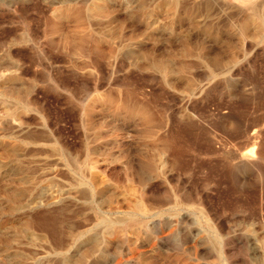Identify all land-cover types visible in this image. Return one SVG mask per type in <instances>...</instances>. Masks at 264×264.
Instances as JSON below:
<instances>
[{
	"label": "rangeland",
	"instance_id": "374dc122",
	"mask_svg": "<svg viewBox=\"0 0 264 264\" xmlns=\"http://www.w3.org/2000/svg\"><path fill=\"white\" fill-rule=\"evenodd\" d=\"M259 252L264 0H0V264Z\"/></svg>",
	"mask_w": 264,
	"mask_h": 264
},
{
	"label": "bare ground",
	"instance_id": "6f19581e",
	"mask_svg": "<svg viewBox=\"0 0 264 264\" xmlns=\"http://www.w3.org/2000/svg\"><path fill=\"white\" fill-rule=\"evenodd\" d=\"M186 2H187V1H186ZM238 9H239V8H238ZM236 11H237V10H236ZM251 13H252V12H251ZM245 42H246V41H245ZM29 106H30V105H29ZM26 111H28V109H27ZM19 117H20V116H19ZM17 120H18V119H17ZM22 120H23V119H22ZM29 120H30V119H29ZM18 123H19V122H18ZM7 125H8V124H7ZM14 125H15V124H14ZM21 125H22V123H21ZM23 126H24V125H23ZM19 128H21V126L18 127V129H19ZM22 128L24 129V127H22ZM17 131H18V130H17ZM21 131H22V130H21ZM22 132H23V131H22ZM22 132H21V133H22ZM30 132H31V131H30ZM22 134H23V133H22ZM24 135H25V134H24ZM24 135H23V136H24ZM29 135H30V134H29ZM32 135H33V134H32ZM35 135H36V134H35ZM39 135H40V134H39ZM21 136H22V135H21ZM34 137H35V136H34ZM37 138H38V137H37ZM31 139H32V138H31ZM254 145H255V144H254ZM28 149H29V147H28ZM36 149H37V147H36ZM40 149H41V148H40ZM42 149H43V148H42ZM30 150H31V149H30ZM48 150H49V149H48ZM35 153H38V152L35 151ZM27 154H28V153H27ZM245 154H246V153H245ZM48 156H49V155H48ZM243 158L249 160L250 162H252L254 159H255V161H256V157L253 158L251 155H244V156L241 157V159H243ZM241 159H240V160H241ZM24 160H25V159H24ZM52 160H53V159H52ZM27 161H28V160H27ZM21 162H22V161H21ZM29 162H30V161H29ZM239 162H240V161H239ZM46 164H47V163H46ZM235 164H236V163H235ZM26 165H27V164H26ZM33 165H34V164H33ZM40 165H41V164H40ZM51 165H52V164H51ZM237 165H238V164H237ZM251 166H253V165H251ZM261 166H262V165H261ZM35 170H36V169H35ZM36 171H37V170H36ZM57 173H58V172H57ZM54 174H55V173H54ZM65 174H66V173H65ZM35 178H36V177H35ZM34 180H35V179H34ZM70 180H71V179H70ZM35 182H36V181H35ZM89 184H90V183H89ZM91 184H92V183H91ZM89 186H90V185H89ZM92 186H93V185H92ZM82 187H84V186H82ZM82 187H81V188H82ZM75 188H76V187H75ZM90 188H91V187H90ZM85 189H87V188H85ZM92 189H93V188H92ZM78 190H79V189H78ZM84 191H85V190H84ZM75 192H76V191H75ZM78 192L81 193L80 190H79ZM92 192H93V191H92ZM72 193H73V192H72ZM80 193H79V194H80ZM86 193H87V192H85V194H86ZM74 194H75V193H74ZM91 194H92V193H91ZM65 195H66V194H65ZM70 195H72V194H70ZM82 195H84V194H82ZM88 195H90V194H88ZM74 196H75V195H74ZM80 196H81V194H80ZM75 197H76V196H75ZM63 198H64V197H63ZM69 198H70V196H69ZM71 198H73V196H72ZM81 198H82V197H81ZM28 199H29V198H28ZM30 199H31V198H30ZM127 199H128V198H127ZM131 199H132V197H131ZM134 199H135V198H134ZM136 199H137V198H136ZM25 200H26V198H25ZM61 200H62V199H61ZM69 200H70V199H69ZM73 200H74V199H73ZM78 200H79V199H78ZM80 200H82V199H80ZM128 200H129V199H128ZM128 200H126V201L128 202ZM142 200L144 201V197H143ZM28 201H30V200H28ZM56 201H57V200H56ZM76 201H77V199H76ZM87 201H88V200H87ZM129 201H130V200H129ZM140 201H141V200H140ZM164 201H165V200H164ZM167 201H168V200H167ZM26 202H27V201H26ZM52 202H53V201H52ZM54 202H55V201H54ZM57 202H58V201H57ZM66 202H67V200H66ZM81 202H82V201H81ZM84 202H85V201H84ZM58 203H59V202H58ZM124 203H125V202H124ZM128 203H129V202H128ZM132 203H134V205H135L136 203H139V202H135V201H134V202H132ZM162 203H163V202H162ZM170 203H171V202H170ZM173 203H174V202H173ZM25 204H26V203H25ZM29 204H30V202H29ZM141 204H142V203H141ZM143 204H144V203H143ZM146 204H148V203H146ZM149 204H150V203H149ZM151 204H152V203H151ZM129 205H132V204L129 203ZM162 205H164V204H162ZM110 206H111V205H110ZM140 206H141V205H140ZM153 206H155V205L153 204ZM172 206H173V205H172ZM175 206H176V205H175ZM175 206H174V207H175ZM191 206H192V205H191ZM21 207H22V206H21ZM57 207H58V206H57ZM82 207H83V206H82ZM112 207H114V206H112ZM118 207H119V206H118ZM118 207H117V208H118ZM131 207H132V209H133V208H135L136 206H135V207H134V206H131ZM138 207H139V205L137 206V209H138ZM143 207H144V206H143ZM147 207H150V206H147ZM147 207H146V208H147ZM165 207H166V206H165ZM177 207H178V206H177ZM177 207H176V208H177ZM63 208H64V207H63ZM76 208H77V207H76ZM107 208H109V207H107ZM119 208H120V207H119ZM126 208L128 209V207H126ZM129 208H130V206H129ZM141 208H142V207H141ZM141 208H140V209H141ZM157 208H159V207H157ZM167 208H168V207H167ZM53 209H54V208H53ZM61 209H62V208H61ZM105 209H106V208H105ZM113 209H114V208H113ZM115 209H116V208H115ZM152 209H154V208H152ZM51 210H52V209H51ZM51 210H50V211H51ZM58 210H59V209H58ZM72 210H73V209H72ZM77 210H78V209H77ZM110 210H111V209H110ZM119 210H120V209H118V211H119ZM128 210H129V209H128ZM134 210H135V209H134ZM134 210H132V211H134ZM158 210H159V209H158ZM162 210H163V209H162ZM105 211H106V210H105ZM111 211H112V210H111ZM113 211H114V210H113ZM124 211H125V210H124ZM129 211H130V210H129ZM129 211H128V212H129ZM177 211H178V210H177ZM180 211H181V209H180ZM43 212H44V211H43ZM60 212H61V211H60ZM157 212H158V211H157ZM56 213H57V212H56ZM70 213H71V212H70ZM116 213H118V212H116ZM116 213H113V214H116ZM121 213H122V212H121ZM124 213H125V212H124ZM124 213H123V215H124ZM126 213H127V210H126ZM126 213H125V214H126ZM58 214H59V213H58ZM61 214H62V213H60V215H61ZM65 214H66V213H65ZM65 214H64V215H65ZM72 214H73V213H72ZM128 214H129V213H128ZM132 214H133V213H132ZM134 214H135V213H134ZM137 214H138V212H137ZM147 214H149V213H147ZM54 215H55V214H54ZM54 215H53V217H54ZM60 215H58V217H59ZM62 215H63V214H62ZM67 215H68V214H67ZM70 215H71V214H70ZM74 215H76V214H74ZM143 215H144V213H143ZM153 215H154V214H153ZM176 215H177V214H176ZM180 215H181V214H180ZM55 216H56V215H55ZM72 216H73V215H72ZM118 216H119V215H118ZM126 216H127V215H126ZM167 216H169V215H167ZM173 216H174V215H173ZM173 216H171V217H173ZM177 216H178V215H177ZM41 217H42V216H41ZM62 217H63V216H62ZM65 217H66V216H65ZM97 217H98V216H97ZM132 217H133V216H132ZM135 217H137V216H135ZM138 217H139V216H138ZM175 217H176V216H175ZM59 218H60V217H59ZM63 218H64V217H63ZM105 218H106V217H105ZM157 218H159V216H158ZM50 219H51V218H50ZM54 219H55V217H54ZM54 219H52V220H54ZM60 219H62V218H60ZM116 219H117V218H116ZM145 219H146V218H145ZM147 219H148V218H147ZM150 219H152V218H150ZM163 219H164V218H163ZM177 219H178V218H177ZM109 220H111V219H109ZM158 220H159V219H158ZM164 220H165V219H164ZM169 220H171V219H169ZM193 220H194V219H193ZM64 221H65V220H64ZM68 221H69V220H68ZM107 221H108V220H107ZM111 221H112V220H111ZM111 221H110V222H111ZM117 221H118V220H117ZM144 221H145V220H144ZM173 221H174V220H173ZM178 221H179V220H178ZM61 222H63V221L61 220ZM73 222H74V221H73ZM105 222H106V219H105ZM138 222H139V221H138ZM138 222H137V223H138ZM160 222H161V221H160ZM179 222H180V221H179ZM197 222H198V221H197ZM59 223H60V222H59ZM95 223H96V222H95ZM134 223H135V222H134ZM134 223H133V224H134ZM145 223H146V222H145ZM145 223H144V224H145ZM41 224H42V223H41ZM52 224H54V223H52ZM56 224H57V222H56ZM62 224H63V223H62ZM66 224H67V223H66ZM66 224H64V227H65ZM78 224H79V223H78ZM98 224H99V223H98ZM103 224L105 225V223H103ZM140 224H141V223H140ZM142 224H143V221H142ZM161 224H162V223H161ZM178 224H179V223H178ZM33 225H34V224H33ZM45 225H46V224H45ZM49 225H50V224H49ZM109 225H110V224H109ZM51 226H52V225H51ZM53 226H54V225H53ZM70 226H71V225H70ZM70 226H69V228H70ZM80 226H81V225H80ZM102 226H103V225H102ZM138 226H139V225H138ZM172 226L174 227V225H172ZM172 226H171V227H172ZM177 226H178V225H177ZM48 227H49V226H48ZM48 227H47V228H48ZM141 227H142V226H141ZM141 227H139V228H141ZM146 227H147V226H146ZM152 227H153V226H152ZM171 227H170V228H171ZM42 228H43V227H42ZM54 228H55V227H54ZM56 228H58L57 225H56ZM62 228H63V225H62ZM43 229H45V228H43ZM49 229H50V231H51V228H49ZM65 229H66V228H65ZM71 229H72V227H71ZM107 229H108V228H107ZM135 229H137V228H135ZM144 229H145V228H144ZM146 229H147V228H146ZM172 229H173V228H172ZM172 229H171V230H172ZM62 230H63V229H62ZM72 230H73V229H72ZM74 230H75V229H74ZM104 230H105V229H104ZM139 230H140V229H139ZM149 230H150V229H149ZM151 230H152V229H151ZM171 230H170V231H171ZM50 231H49L48 233H50ZM56 231H57V230H56ZM56 231H55V229H54V230L52 229V232H53V233H54V232L56 233ZM66 231H68V230L66 229ZM75 231H76V230H75ZM77 231H78V230H77ZM95 231H97V230H95ZM121 231H122V230H121ZM45 232H46V231H45ZM60 232H61V230H60ZM73 232H74V231H73ZM104 232H105V231H104ZM109 232H110V230H109ZM145 232H146V231H144V233H145ZM151 232H152V231H151ZM202 232H203V231H202ZM53 233H51V234H53ZM67 233H68V232H67ZM69 233H70V232H69ZM71 233H72V232H71ZM79 233H80V231H79ZM82 233H83V232H82ZM82 233H81V235H82ZM91 233H92V232H91ZM97 233H98V232H97ZM100 233H101V232H100ZM118 233H119V232H118ZM120 233H121V232H120ZM123 233H125V232H123ZM155 233H156V232H155ZM157 233H158V232H157ZM173 233H174V232H173ZM225 233H226V232H225ZM225 233H224V235H225ZM57 234H58V233H57ZM64 234H65V231H64ZM75 234H77V233H75ZM87 234H88V233H87ZM87 234H86V235H87ZM107 234H108V232H106V235H107ZM121 234H122V233H121ZM152 234H153V233H152ZM152 234H151V235H152ZM213 234H214V233H213ZM230 234H232V233H230ZM43 235H44V233H43ZM46 235H47V234H46ZM84 235H85V234H84ZM84 235H83V237H84ZM91 235H93V234H91ZM100 235H101V234H100ZM141 235H142V234H141ZM157 235H158V234H157ZM202 235H203V234H202ZM205 235H206V234H205ZM211 235H212V234H211ZM211 235H208V236H211ZM215 235H216V234H215ZM217 235H218V234H217ZM222 235H223V234H222ZM224 235H223V236H224ZM48 236L50 237V234H49ZM52 236L54 237V235H52ZM56 236H57V235H56ZM78 236H79V235H78ZM225 236H226V235H225ZM66 237H67V236H66ZM66 237H65V238H66ZM76 237H77V235H76ZM76 237H75V238L73 237V238L76 239ZM79 237H80V236H79ZM97 237H98V236H97ZM41 238H42V237H41ZM46 238H48V237H46ZM50 238H52V237H50ZM55 238H56V237H55ZM55 238L50 240L51 243L54 242V241H52V240H55ZM58 238H59V236H58ZM70 238H71V237H70ZM101 238H104V237L102 236ZM106 238H107V237H106ZM59 239H60V238H59ZM66 239H67V238H66ZM77 239H78V238H77ZM104 239H105V238H104ZM222 239H224V238H222ZM48 240H49V239H48ZM48 240H47V241H48ZM63 240H64V238H63ZM63 240L60 239V242L63 241ZM69 240H70V239H69ZM71 240H72V239H71ZM110 240H111V239H110ZM110 240H109V241H110ZM178 240H179V239H178ZM181 240H182V239H181ZM224 240H225V239H224ZM57 241H58V240H57ZM67 241H68V240H67ZM67 241L65 240L64 242L66 243ZM72 241H73V240H72ZM74 241H75V240H74ZM102 241H103V240H102ZM109 241H108V242H109ZM126 241H127V240H126ZM209 241H211V240H209ZM42 242H43V241H42ZM122 242H123V241H122ZM139 242H140V241H139ZM206 242H207V241H206ZM221 242H222V241H221ZM56 243H58V242H56ZM61 243H63V242H61ZM65 243H63V244H65ZM106 243H107V242H106ZM135 243H136V241H135ZM179 243H180V240H179ZM224 243H225V242H224ZM71 244H73V243H71ZM75 244H76V243H75ZM94 244H95V243H94ZM122 244H123V243H122ZM211 244H212V242H211ZM54 245H55V244H54ZM59 245H60V244H59ZM69 245H70V244H69ZM123 245H124V244H123ZM212 245H214V244H212ZM245 245H246V244H245ZM89 246H90V245H89ZM101 246H102V243H101ZM139 246H140V244H139ZM183 246H184V245H183ZM209 246H210V245H209ZM219 246H220V245H219ZM246 246H247V245H246ZM254 246H255V245H254ZM55 247H56V246H55ZM60 247H61V246H60ZM64 247H65V245H64ZM104 247H105V246H104ZM121 247H122V246H121ZM196 247H199V246H196ZM221 247H223V246L221 245ZM221 247H220V248H221ZM242 247H243V246H242ZM244 247H245V246H244ZM58 248H59V247H58ZM62 248H63V247H62ZM65 248H67V247H65ZM119 248H120V247H119ZM135 248H137V247H135ZM182 248H183V247H182ZM213 248H214V247H213ZM251 248H252V247H251ZM254 248H255V247H254ZM52 249H53V247H52ZM54 249H55V248H54ZM63 249H64V248H63ZM71 249H72V248H71ZM92 249H93V248H92ZM94 249H95V248H94ZM124 249H125V248H124ZM127 249H128V248H127ZM184 249H185V248H184ZM184 249H183V252L185 251ZM196 249H197V248H196ZM214 249H215V248H214ZM242 249H243V248H242ZM245 249H246V247H245ZM245 249H243V250H245ZM256 249H257V248H256ZM58 250H59V249H58ZM68 250H69V249H68ZM102 250H103V249H102ZM191 250H192V248H191ZM201 250L203 251V249H201ZM209 250H211V249H209ZM216 250H218V249L216 248ZM221 250H222V249H221ZM221 250H220V251H221ZM50 251H51V250H50ZM92 251H93V250H92ZM124 251H125V250H124ZM188 251H189V250H188ZM193 251H194V250H193ZM251 251H252V250H251ZM43 252H44V251H43ZM46 252H47V251H46ZM46 252H45V253H46ZM68 252H71V251H68ZM89 252H90V251H89ZM100 252H101V251H100ZM120 252H121V251H120ZM216 252H217V251H216ZM242 252H244V251H242ZM61 253H62V252H61ZM87 253H88V252H87ZM103 253H104V252H103ZM128 253H129V251H128ZM128 253H127V254H128ZM143 253H144V252H143ZM187 253H188V252H187ZM218 253H219V252H218ZM218 253H217V254H218ZM225 253H226V252H225ZM227 253H228V252H227ZM230 253H231V252H230ZM232 253H233V252H232ZM234 253H236V252H234ZM247 253H250V252H247ZM259 253H264V252H259ZM46 254H47V253H46ZM52 254H53V253H52ZM65 254H66V252H65ZM94 254H95V253H94ZM105 254H106V252H105ZM119 254H120V256H121V253H119ZM135 254H136V253H135ZM183 254H184V253H183ZM194 254H195V253H194ZM213 254H214V253H213ZM242 254H243V253H242ZM43 255H44V253H43ZM48 255H49V254H48ZM68 255H69V254H68ZM142 255H143V254H142ZM220 255H221V254H220ZM226 255H227V254H226ZM252 255H253V254H252ZM252 255H250V256H252ZM255 255H256V251H255ZM45 256H46V255H45ZM58 256H59V255H58ZM91 256H93V255H91ZM126 256H127V255H126ZM137 256H138V255H137ZM206 256H207V255H206ZM227 256H230V257L232 256V257H233V254H232V255H231V254H230V255L228 254ZM243 256H244V254H243ZM262 256H264V255H262ZM56 257H57V256H56ZM60 257H61V256H60ZM190 257H191V256H190ZM201 257H203V256H201ZM211 257H212V256H211ZM224 257H225V256H224ZM236 257H237V256H236ZM254 257H256V256H254ZM121 258H122V257H121ZM124 258H126V257H124ZM222 258H223V255H222ZM222 258H221V259H222ZM50 259H51V258H50ZM50 259H49V260H50ZM53 259H54V258H53ZM53 259H52V260H53ZM58 259H59V261H61L59 257H58ZM122 259H123V258H122ZM131 259H132V258H131ZM134 259H135V258H134ZM140 259H141V257H140ZM210 259H211V258H210ZM210 259H209V260H210ZM213 259H215V258H213ZM213 259H212V261H213ZM230 259H231V258H230ZM241 259H242V258H241ZM247 259H248V258H247ZM254 259H255V258H254ZM49 260H47V261H49ZM117 260H118V259H117ZM128 260H129V259H128ZM135 260H136V259H135ZM191 260H192V259H191ZM195 260H196V258L194 259V262H195ZM215 260H216V259H215ZM45 261H46V260H45ZM111 261H112V260H111ZM123 261H124V260H123ZM130 261H131V260H130ZM210 261H211V260H210ZM217 261H219V258H218V260H216V262H217ZM223 261H224V260H223ZM226 261H227V259H226ZM246 261H247V260H246ZM257 261H258V260H257ZM116 262H117V261H116ZM116 262H114V263L117 264ZM133 262H134V261H133ZM133 262H132V263H133ZM192 262H193V261H192ZM197 262H198V261H197ZM197 262H195V264H196ZM202 262H204V261H201V263H202ZM216 262H214V263H216ZM231 262H232V261H231ZM235 262H236V261H235ZM249 262H250V261H249ZM251 262H252V261H251ZM254 262H255V261H254ZM258 262H259V261H258ZM55 263H56V262H55ZM59 263H60V262H59ZM86 263H87V262H86ZM111 263H113V262H111ZM118 263H120V262H118ZM121 263H123V262H121ZM121 263H120V264H121ZM207 263H208V262H207ZM219 263H220V262H219ZM219 263H217V264H219ZM226 263H227V262H226ZM226 263H225V264H226ZM233 263H234V262H233ZM233 263H231V264H233ZM44 264H46V263H44ZM108 264H109V263H108ZM123 264H125V263H123ZM128 264H129V263H128ZM205 264H206V263H205ZM252 264H253V263H252ZM258 264H264V262H262V263L259 262Z\"/></svg>",
	"mask_w": 264,
	"mask_h": 264
}]
</instances>
